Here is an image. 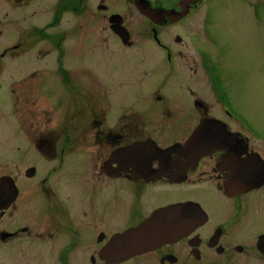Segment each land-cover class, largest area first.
Returning a JSON list of instances; mask_svg holds the SVG:
<instances>
[{"label": "flooded vegetation", "instance_id": "af4514ba", "mask_svg": "<svg viewBox=\"0 0 264 264\" xmlns=\"http://www.w3.org/2000/svg\"><path fill=\"white\" fill-rule=\"evenodd\" d=\"M232 1L0 0V264H264V133L206 63Z\"/></svg>", "mask_w": 264, "mask_h": 264}, {"label": "rangeland", "instance_id": "374dc122", "mask_svg": "<svg viewBox=\"0 0 264 264\" xmlns=\"http://www.w3.org/2000/svg\"><path fill=\"white\" fill-rule=\"evenodd\" d=\"M234 1L232 3L238 2L237 6L217 8L218 10L212 13L211 18L214 22L210 34L214 38L219 37L218 40H225L226 45L223 52L213 53L215 57L208 58L207 64L212 67L215 76L219 79L223 78L221 83L223 96L227 98L226 89H228L229 105L233 114L239 116L237 119L245 123L249 121L252 130L264 133V24L254 20L249 38L243 29V25L250 18L249 6L244 4L247 0ZM28 12L27 24L30 25L31 9ZM12 13L13 18L17 19L13 22L14 40L12 38V41L14 44L22 42L24 45V9L13 10ZM261 14L264 17V12ZM203 18L204 10L191 16L189 34L192 39L200 28ZM253 18L255 19V16ZM27 24L25 23L26 26ZM186 54L188 55L186 60L190 59L189 63L186 62V68H189L193 66L192 60L198 52L190 46L186 48ZM190 83L208 103L212 101L208 83L206 84L202 78L200 80L193 78ZM211 111L214 112V109Z\"/></svg>", "mask_w": 264, "mask_h": 264}, {"label": "water", "instance_id": "95a60500", "mask_svg": "<svg viewBox=\"0 0 264 264\" xmlns=\"http://www.w3.org/2000/svg\"><path fill=\"white\" fill-rule=\"evenodd\" d=\"M189 1H196V0H189ZM207 123L205 122V123H203L202 124V129L201 130H204L205 128H203L204 127V125H206ZM215 125H219V123H217V122H215L214 123ZM207 126V125H206ZM8 178H3V179H1L2 181H0V190L1 189H7V190H9L10 192H12L11 190L13 189V187L11 186V184H9V183H7V182H4V180H7ZM15 195H16V193H14L13 194V198L11 199V198H8L10 195H8V194H3V193H1V191H0V209L1 208H6V207H8L9 205H10V203L13 201V199L15 198Z\"/></svg>", "mask_w": 264, "mask_h": 264}]
</instances>
